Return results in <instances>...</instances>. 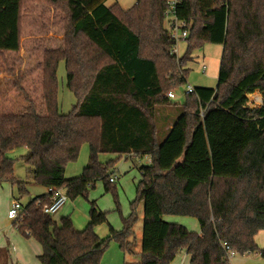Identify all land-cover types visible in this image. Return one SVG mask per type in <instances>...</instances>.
<instances>
[{"label":"trees","instance_id":"16d2710c","mask_svg":"<svg viewBox=\"0 0 264 264\" xmlns=\"http://www.w3.org/2000/svg\"><path fill=\"white\" fill-rule=\"evenodd\" d=\"M63 18L61 46L46 48L39 64L20 73L7 56L21 50L22 8L26 0H0V186L19 194L25 184L14 176L12 151L33 182L63 190L67 199H87L96 182H110L117 159L148 157L123 217L122 229L99 239L106 214L90 203L89 221L78 232L69 218L56 224L42 213L49 196L35 198L12 226L41 249L39 264H99L109 243L132 253L128 241L142 207L138 264H171L185 252L190 264H230L228 253L257 255L264 233V0H178L176 16L187 24L185 52L170 54L165 28L167 0H137L128 10L105 0H28ZM205 45L222 47L215 89L195 88L164 138L156 109L170 104L167 94L185 84L187 65ZM65 63L67 88L76 105L60 115L56 69ZM258 91L259 109L246 107ZM83 145L89 156L80 177L65 180V167ZM118 211V202L114 197ZM197 221L200 233L169 224L163 217ZM227 250H226V249Z\"/></svg>","mask_w":264,"mask_h":264},{"label":"rangeland","instance_id":"374dc122","mask_svg":"<svg viewBox=\"0 0 264 264\" xmlns=\"http://www.w3.org/2000/svg\"><path fill=\"white\" fill-rule=\"evenodd\" d=\"M136 1L137 0H105L103 5L105 7H111L114 4H118L123 10H128L136 4ZM165 28H168L167 22H165ZM63 34V18L59 12L54 11L44 4H36L26 0L22 8L21 50L16 56H7L9 64L15 66V69L20 73L35 68L41 61L42 53L46 48H58L61 46ZM177 48L178 57L181 58L185 52V43L183 41L178 43ZM221 54L222 47L218 45H205L201 50L194 52V60L186 67L188 73L185 84L172 91L174 99L170 100L169 106L156 109L158 119L168 117L171 122H174L176 118L180 116V108L186 102V91L188 87L192 89L216 88ZM203 67L204 72L201 73ZM56 80L58 86V111L60 115H67L76 105V98L67 88V75L64 62L58 63ZM254 93H257L260 97L257 96V94H251L250 96L254 97L252 101L249 99L250 96L246 97V107L249 109H259L263 103L261 94L258 91ZM166 109H169V111H166ZM161 125L162 122L160 124L158 120L157 126L160 128ZM159 128L157 137L160 140L163 136ZM25 155L26 151L23 149L15 150L8 154V158L14 161V176L25 184L26 193L19 194L15 187H11L7 184L0 186V249L4 248V251L9 252L13 259V255L15 254L11 253L10 249L14 246L15 249L18 250L19 256L23 257L25 264H38L35 255V250L39 248L37 243L30 239H25L11 225L12 221L7 218V211L8 208H10V199L14 198L22 208H25L30 203L32 197L39 198L42 196L41 192L47 190L33 182L29 172L30 168L22 161ZM88 156V146L83 145L76 161L69 163L65 167L64 179L71 180L80 177L87 165ZM99 159L103 164L115 162L110 172L111 177L115 179L114 193H106L102 182L98 181L95 183L94 188L89 190L87 199L78 197L75 200L68 199L66 203L68 208H70V219H72V215L76 222L84 223V218H89L90 203L94 202L96 209L106 214L107 223L95 228L100 234H105L103 237L104 239L108 236L110 228L115 231L122 229L123 225L120 214L123 217L128 214L129 204L134 198L135 186L140 178L138 170L142 166H147L149 162L144 163L141 159L135 160L134 162L130 159L125 160L124 157L117 159V157H112V155L109 156L107 154L101 155ZM114 197H116L118 202V211L114 204ZM54 216H56V214ZM136 218V223L132 228L131 237L128 241L131 242L133 251L135 253H140L142 239V207L138 208ZM171 219H178L176 224L186 228L190 232H196V229H198V223L193 218L165 216L163 220L168 221ZM186 223H188V225L185 226ZM86 226L87 224L83 229ZM12 227V231L18 236L22 246L11 237H8L7 232ZM192 228H194V231H192ZM263 236V234H258L254 239L259 249L261 248L259 241H263ZM6 237H8L7 240ZM19 247L22 248V251H20ZM111 249L121 252L116 243L110 242L99 264L114 263L115 258L111 253ZM12 261L13 264H18L15 259ZM229 261L230 264H264V261L257 255L247 257L234 256L233 259Z\"/></svg>","mask_w":264,"mask_h":264},{"label":"crops","instance_id":"0c3cea01","mask_svg":"<svg viewBox=\"0 0 264 264\" xmlns=\"http://www.w3.org/2000/svg\"><path fill=\"white\" fill-rule=\"evenodd\" d=\"M257 93H254V94H252V95H256ZM247 96H250V95H247ZM246 96V97H247ZM257 96H259L258 94H257ZM260 97V96H259ZM261 99V98H260ZM170 100H173V99H170ZM169 100V101H170ZM165 110V109H164ZM166 111H169V109L167 110L166 109ZM159 121H160V124H161V122H162V125H161V127L159 128L161 131V134H162V136H163V138H164V136L166 135V133H167V131L170 129V127H171V125H172V123L173 122H171V120H170V118H168V117H163V118H160V119H158ZM101 156V155H100ZM99 156V157H100ZM110 156V155H109ZM99 157H98V161L101 163V161H100V159H99ZM112 157H116V156H113L112 155ZM125 158V160H128V159H130L131 161H134L135 162V160H139V159H137V158H135V157H132V156H128V157H124ZM142 161H144V163H146V162H150V160H149V158L148 157H144V158H142L141 159ZM101 164H103V163H101ZM138 181H139V179H138ZM115 182V181H114ZM137 184V183H136ZM8 185V184H7ZM2 186V185H1ZM44 192V193H43ZM41 195L42 196H46V195H48V190H43L42 192H41ZM41 196V197H42ZM33 199H35V198H31V200H33ZM134 199V198H133ZM12 201H17V200H15L14 198H12V199H10V202H9V207H10V205H11V202ZM133 201V200H132ZM8 210H9V208H8ZM70 208H68V205H67V203H65V205L56 213V216H53L52 217V219H53V221L56 223V224H58L59 225V222H60V220L61 219H63V218H69L70 219ZM8 212V211H7ZM128 214H129V212H128ZM128 214H126V216L128 215ZM125 216V217H126ZM74 216H72L71 215V218L72 219H70V221L72 222V225H73V228L76 230V231H78V232H81V231H83L84 229H83V227L86 225V224H88V221H89V218H84V223H78V222H76V220L73 218ZM163 219H164V217H163ZM164 222H166V223H169V224H174V225H177L176 223L178 222V219H171V220H163ZM12 225V224H11ZM186 225H188V223H186L185 224V226ZM180 226V225H179ZM12 229H13V227L11 228V229H9V231L7 232V235H8V237H11L12 239H14V241L15 242H17L20 246H22V243L20 242V239H18V236H16V234H14V231H12ZM193 230L192 231H194V228H192ZM119 231V230H118ZM190 232V231H189ZM19 233V232H18ZM94 233L97 235V237L99 238V239H103V237H104V235L105 234H100V232L98 231V230H95L94 229ZM99 233V234H98ZM192 233H196V234H199L200 233V230H199V226H198V229H196V232H192ZM258 234H263L264 235V233H262V232H260V233H258ZM257 234V235H258ZM98 235H101V236H98ZM261 236V235H260ZM8 237H6V240L8 239ZM31 240V239H30ZM33 241V240H32ZM34 242V241H33ZM256 244V243H255ZM12 245V244H11ZM38 245V244H37ZM257 245V244H256ZM259 245H261V248L260 249H264V236H263V241L261 240V241H259ZM38 247L39 248H37L36 250H35V252H36V259H37V257L38 256H40L41 255V249H40V246L38 245ZM19 249H20V251H22V248H20L19 247ZM5 249L3 248V249H0V264H13V259H15L16 261H17V263L18 264H25V262H24V260H23V257H20L19 256V252H18V250L17 249H15V247L14 246H12V248L10 249V251H11V253H13V254H15V255H13V259H12V256L10 255V253L9 252H7V251H4ZM111 253L114 255V263H110V264H138L139 263V258H140V254L139 253H135L134 251H133V249H132V253L133 254H130V255H126V254H122L121 252H119V251H116L115 249H111ZM135 253V254H134ZM38 262V261H37ZM239 263V262H238ZM38 264H39V262H38ZM171 264H190L189 263V258L187 257V255H186V253L185 252H181L174 260H173V262L171 263Z\"/></svg>","mask_w":264,"mask_h":264},{"label":"built area","instance_id":"2783aa9c","mask_svg":"<svg viewBox=\"0 0 264 264\" xmlns=\"http://www.w3.org/2000/svg\"><path fill=\"white\" fill-rule=\"evenodd\" d=\"M179 2L178 0H167V8L164 12V17L167 21L168 31L170 37L173 41V46L171 48L170 54L175 57L176 60L178 57V48L177 45L180 42H184L188 35L187 24L179 21L176 16V9ZM204 72V67L201 70V73ZM194 93V89L188 87L186 91V95ZM167 98L174 99V95L172 92L167 94ZM115 179H110V182H114ZM49 203L41 206L42 213L46 216H54L67 202V196L63 192V190L51 188L48 189ZM23 211V208L17 201H12L11 206L7 212V218L12 222L16 221L19 217V214ZM226 249V248H225ZM227 250V249H226ZM229 260L233 259L235 256L232 252L228 253Z\"/></svg>","mask_w":264,"mask_h":264},{"label":"bare ground","instance_id":"6f19581e","mask_svg":"<svg viewBox=\"0 0 264 264\" xmlns=\"http://www.w3.org/2000/svg\"><path fill=\"white\" fill-rule=\"evenodd\" d=\"M249 99L252 101L254 99V97L253 96H250ZM249 103H251V102H249Z\"/></svg>","mask_w":264,"mask_h":264}]
</instances>
